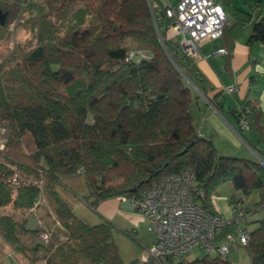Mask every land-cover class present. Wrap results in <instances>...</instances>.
Here are the masks:
<instances>
[{
    "label": "trees",
    "instance_id": "16d2710c",
    "mask_svg": "<svg viewBox=\"0 0 264 264\" xmlns=\"http://www.w3.org/2000/svg\"><path fill=\"white\" fill-rule=\"evenodd\" d=\"M218 1L227 18L221 37L235 38L258 9L248 43L264 44V0H248L244 9ZM0 8L1 33L15 21L27 34L13 39L0 60V126L8 132L0 149V208L31 209L43 192L64 230L52 248H27L15 220L2 215L0 234L9 244L31 262L43 250V264H123L112 222L76 216L57 190L61 177L83 175L82 199L96 209L111 197L139 199L161 178L190 170L194 201L214 215L220 216L212 199L223 182L244 195L258 192L252 208L229 202L233 215L247 213L248 264H264V164L221 154L196 130L190 106L195 89L206 95L205 77L167 37L166 23L155 27L148 0H0ZM139 49L148 57L126 60ZM247 109L251 122L255 109ZM258 134L264 140V127ZM256 212L261 217L248 221ZM236 225L231 218L217 228L216 241ZM176 264L232 262L208 253Z\"/></svg>",
    "mask_w": 264,
    "mask_h": 264
},
{
    "label": "built area",
    "instance_id": "2783aa9c",
    "mask_svg": "<svg viewBox=\"0 0 264 264\" xmlns=\"http://www.w3.org/2000/svg\"><path fill=\"white\" fill-rule=\"evenodd\" d=\"M148 4L155 27L166 23L167 37L177 39L180 50L192 59L200 56L201 41L217 40L222 36L227 18L218 0H177L174 4L164 5L162 9L151 0H148ZM224 52V48H218L212 54ZM148 55L146 50H130L126 60H139ZM236 89V84L226 88L228 93H234ZM238 111L240 127L247 129L248 109L243 107ZM193 190V172L185 170L161 178L141 198L132 199L133 207L146 218L147 230L154 237L146 247V254L142 258L144 264L185 261V254L196 246L207 253L224 256L248 242L245 211L239 209L228 219L211 214L194 201ZM231 218L237 225L222 240L216 241V229L228 224Z\"/></svg>",
    "mask_w": 264,
    "mask_h": 264
},
{
    "label": "crops",
    "instance_id": "0c3cea01",
    "mask_svg": "<svg viewBox=\"0 0 264 264\" xmlns=\"http://www.w3.org/2000/svg\"><path fill=\"white\" fill-rule=\"evenodd\" d=\"M246 1L232 0V3L234 7L244 9ZM151 2L166 5L174 4L177 0ZM258 15V9L253 11L250 21L235 38L228 33L217 40L199 43L200 56L195 59V64L205 77L206 95L195 89L198 98L190 108V114L196 130L212 141L221 154L250 160H255L253 157L256 156V160L264 164V140L258 134V130L264 127V44L248 43ZM218 48H224L225 52L212 54ZM234 84L237 85L236 91L228 93L226 88ZM249 106L254 107L255 112L251 122H248L249 127L242 129L237 117L238 109ZM214 197L212 201L219 212ZM95 210L100 217L117 226L119 222L120 229L126 231H136V228L147 224L146 218L133 207L130 198H107L99 202ZM99 221L100 218L95 223ZM249 225L254 227V224ZM153 239L151 236V243Z\"/></svg>",
    "mask_w": 264,
    "mask_h": 264
},
{
    "label": "rangeland",
    "instance_id": "374dc122",
    "mask_svg": "<svg viewBox=\"0 0 264 264\" xmlns=\"http://www.w3.org/2000/svg\"><path fill=\"white\" fill-rule=\"evenodd\" d=\"M4 34L0 32V60L8 54L13 39H24L27 36L22 26L15 21L9 24ZM57 88L62 91V84L58 83ZM192 106L193 104L190 108ZM7 135V130L0 126V149L3 147ZM253 159L256 160L258 158L254 156ZM17 177V175L13 176L14 179L12 178V182L16 183ZM61 182L62 183L56 186L57 190L63 199L71 206L76 216L89 224H95L98 218L102 219L96 210L82 199L88 193L83 175L63 176L61 177ZM231 197L235 200L241 199V205L248 208H252L259 199L256 190H252L248 195H244L242 192L234 190L231 181L223 182L217 189L214 202L219 209L218 213L224 219H228L233 213L232 204L229 202ZM2 215H9L15 220L18 227L17 234L19 242L24 247L31 248L40 243V245L47 248H52L55 243L64 238V230L56 222L55 216L43 192L39 195L36 204L31 209H16L12 204H9L0 208V216ZM33 216L37 218L36 229L38 230L36 234L27 233L20 228L22 224L26 223L28 218ZM252 217L259 219L261 217V212L254 213ZM112 224L113 238L117 244L123 264H144L142 258L146 254L145 245L149 246L151 244L152 236L147 230V224L145 223L136 228V231L132 229H128V231L120 229L121 225L119 222L118 224L120 226H117L115 223ZM42 251L43 250L37 253L36 257L39 258L35 262H31L24 253L16 250L15 247L9 244L0 234V264H43L44 260L41 258L43 255ZM206 254L208 253L200 246H196L185 254V258L192 260ZM209 255L215 256L216 253L210 252ZM224 256L234 264H248L249 262L243 246L235 247Z\"/></svg>",
    "mask_w": 264,
    "mask_h": 264
},
{
    "label": "water",
    "instance_id": "95a60500",
    "mask_svg": "<svg viewBox=\"0 0 264 264\" xmlns=\"http://www.w3.org/2000/svg\"><path fill=\"white\" fill-rule=\"evenodd\" d=\"M6 14L5 12L0 8V24H2L5 21ZM135 190V188H133ZM37 224V218L36 217H30L27 219L24 227L28 231H34L36 229Z\"/></svg>",
    "mask_w": 264,
    "mask_h": 264
}]
</instances>
